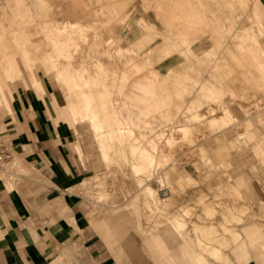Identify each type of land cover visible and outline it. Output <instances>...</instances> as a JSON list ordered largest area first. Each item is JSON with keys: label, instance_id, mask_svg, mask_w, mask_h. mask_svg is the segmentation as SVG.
<instances>
[{"label": "rangeland", "instance_id": "1", "mask_svg": "<svg viewBox=\"0 0 264 264\" xmlns=\"http://www.w3.org/2000/svg\"><path fill=\"white\" fill-rule=\"evenodd\" d=\"M5 66L9 75L0 83V108L7 109L17 84L34 85L37 74L53 72L50 77L64 96L62 110L75 122L83 152L77 150L91 168L74 191L86 199L92 223L119 225L125 229L121 240L153 241L157 258L174 257L176 244L184 243V254L194 264H208L207 257L224 260V250L239 238L236 225L254 208L246 198V182L264 194V14L256 0H0V72ZM143 83L146 93L138 86ZM109 91H115L110 98ZM87 102L96 111L94 122L84 114ZM137 102L148 107L135 111ZM73 108L83 117H75ZM147 108L158 109L157 114ZM140 120H151L152 127ZM135 150L152 156L138 172L130 167L141 159Z\"/></svg>", "mask_w": 264, "mask_h": 264}, {"label": "crops", "instance_id": "2", "mask_svg": "<svg viewBox=\"0 0 264 264\" xmlns=\"http://www.w3.org/2000/svg\"><path fill=\"white\" fill-rule=\"evenodd\" d=\"M256 4L264 14V0ZM51 74H37L34 85L17 84L9 108H0V143L17 170L0 173V264H168L169 258L194 264L184 243L176 244L174 257L157 258L153 241L121 240L119 225L92 223L86 199L74 191L91 168L77 150L83 152L75 122L63 112L64 96ZM246 184L250 217L236 225L239 238L224 260L207 257L208 264H264V194Z\"/></svg>", "mask_w": 264, "mask_h": 264}, {"label": "bare ground", "instance_id": "3", "mask_svg": "<svg viewBox=\"0 0 264 264\" xmlns=\"http://www.w3.org/2000/svg\"><path fill=\"white\" fill-rule=\"evenodd\" d=\"M137 23H138V22H137ZM127 49H128V48H127ZM82 50H83V49H82ZM82 56H83V55H82ZM69 61H70V60H69ZM8 63H9V62H8ZM8 63H7V64H8ZM10 63H11V62H10ZM10 63H9L8 65H11ZM8 65H7V66H8ZM7 66L4 67V71L0 72V81H1L0 83H2L3 81H5V79H6L5 76H8V75H9L7 72H5L7 69H9V68H7ZM6 68H7V69H6ZM55 72H56V71H55ZM71 72H72V71H71ZM108 74H109V73H108ZM55 75H56V74H55ZM250 77H251V76H250ZM250 77H249V78H250ZM71 78H72V77H71ZM97 78H98V77H97ZM102 78H103V77H102ZM104 78H105V77H104ZM104 78H103V79H104ZM107 78H109V77H107ZM107 78H105V79H107ZM111 78H112V77H111ZM120 78H121V77H120ZM135 78H136V77H135ZM135 78H134V79H135ZM139 78H140V77H139ZM143 78H144V77H143ZM147 78H148V77H147ZM147 78H146L145 80H148ZM152 78H153V77H152ZM156 78H157V77H156ZM161 78H162V77H161ZM163 78H164V77H163ZM163 78H162V81H163ZM175 78H176V77H175ZM183 78H184V77H183ZM187 78H189V77H187ZM187 78H186V79H187ZM196 78H197V77H196ZM244 78H245V77H244ZM246 78H247V77H246ZM98 79H99V78H98ZM103 79H102V80H103ZM109 79H110V78H109ZM114 79H115V78H114ZM117 79H119V78H117ZM131 79H132V77H131ZM141 79H142V77H141ZM150 79H151V77H150ZM153 79H155V78H153ZM176 79H177V78H176ZM184 79H185V78H184ZM186 79H185V80H186ZM64 80H65V79H64ZM67 80H68V79H67ZM85 80H86V79H85ZM95 80H96V79H95ZM121 80H122V79H121ZM123 80H124V79H123ZM136 80H137V79H136ZM151 80H152V79H151ZM158 80H160V79H158ZM177 80H179V79H177ZM196 80H197V79H196ZM196 80H195V81H196ZM201 80H202V79H201ZM33 81H34V80H33ZM93 81H94V78H93ZM106 81H107V80H106ZM114 81H115V80H114ZM124 81H125V80H124ZM134 81H135V80H134ZM141 81H142V80H141ZM152 81H153V80H152ZM172 81H173V80H172ZM174 81L176 82V80H174ZM206 81H207V80H206ZM215 81H217V80H215ZM246 81H247V80H246ZM248 81H249V80H248ZM22 82H23V80H22ZM65 82H66V81H65ZM72 82H73V81H72ZM85 82H86V81H85ZM102 82H103V81H102ZM107 82H108V81H107ZM118 82H120V81L118 80ZM125 82H126V81H125ZM129 82H130V81H129ZM165 82H166V81H165ZM168 82H170V80H169ZM201 82H202V81H201ZM3 83H4V82H3ZM87 83H88V82H87ZM87 83H86V84H87ZM94 83H95V82H94ZM103 83H105L104 85H107L106 82H103ZM111 83H113V82H111ZM111 83H110V84H111ZM122 83H124V82L122 81ZM154 83L156 84V81H155ZM159 83H160V82H159ZM171 83H172V82H171ZM176 83H177V82H176ZM178 83H179V82H178ZM178 83H177V84H178ZM192 83H193V81H192ZM194 83L196 84L197 82H194ZM206 83H207V82H206ZM254 83H255V82H254ZM81 84H82V83H81ZM81 84H79V85L81 86ZM86 84H85L84 86H86ZM113 84H114V83H113ZM116 84H117V83H116ZM120 84H121V83H120ZM124 84H125V83H124ZM128 84H129V83H128ZM130 84L132 85V83H130ZM134 84H135V83H134ZM147 84H148V83H147ZM147 84H146V85H147ZM151 84H153V82H152ZM160 84H161V83H160ZM160 84H159V85H160ZM177 84H175V87H176ZM183 84H184V83H183ZM187 84H188V83H187ZM198 84H199V83H198ZM200 84H201V83H200ZM219 84H220V83H219ZM5 85H6V84H5ZM5 85H3V86H5ZM77 85H78V84H77ZM82 85H83V84H82ZM99 85H101V84H99ZM117 85H118V84H117ZM122 85H123V84H122ZM153 85H154V84H153ZM157 85H158V84H157ZM164 85H165V83H164ZM179 85H180V87H181L182 82H181V84L179 83ZM191 85H192V84H191ZM211 85H212V84H211ZM263 85H264V84H263ZM90 86H91V85H90ZM107 86H108V85H107ZM110 86H111V85H110ZM110 86H108V87H110ZM115 86H116V85H115ZM118 86H119V85H118ZM126 86H127V84H126ZM132 86H134V85H132ZM138 86L142 88V89H141V88H140V89L143 91V93L148 92V89H146L144 83H143V84H138ZM160 86H161V85H160ZM160 86H159V87H160ZM166 86H167V83H166ZM166 86H165V87H166ZM183 86H185V84H184ZM205 86H206V85H205ZM212 86H213V85H212ZM257 86H258V85H257ZM259 86H260V85H259ZM122 87H123V86H122ZM139 87H135V89H133L134 92H136V91H137L136 89L139 88ZM150 87H151V86H150ZM165 87H164V88H165ZM171 87H172V86H171ZM180 87H179L178 89H180ZM190 87H191V86H190ZM199 87H200V85H199ZM3 88H4V87H3ZM86 88H87V87H86ZM112 88H113V87H112ZM112 88H111V90H112ZM116 88H117V87H116ZM119 88H120V86H119ZM130 88H131V86H130ZM133 88H134V87H133ZM151 88L154 90V88H156V87L154 86V87H151ZM164 88H163V89H164ZM203 88H204V86H203ZM0 89H1V88H0ZM100 89H103V88H100ZM128 89H129V86H128ZM156 89H157V88H156ZM159 89H160V88H159ZM163 89H161V91H162ZM167 89H168V88H167ZM176 89H177V88H176ZM178 89H177V91L179 92ZM207 89H209V88H207ZM259 89H260V87H259ZM77 90H78V89H77ZM77 90H76V91H77ZM114 90H115V88H114ZM126 90H127V88H126ZM126 90L124 89V91H126ZM129 90H130V89H129ZM146 90H147V91H146ZM157 90H158V89H157ZM164 90H165V89H164ZM184 90H185V89H184ZM187 90H188V88H187ZM231 90H232V89H231ZM105 91H106V90H105ZM107 91H108V90H107ZM107 91H106V92H107ZM124 91H122V92L124 93ZM150 91H151V89H150ZM181 91H182V90H181ZM181 91H180V92H181ZM189 91H192V90H189ZM203 91H205V90H203ZM224 91H225V90H224ZM232 91H233V90H232ZM73 92H74V91H73ZM83 92H84V90H83ZM83 92H82V94H83ZM106 92H105V94H106L105 96L107 97L108 93H106ZM114 92H115V91H114ZM114 92H113V93L111 92V94H114ZM132 92H133V91H131V94H129V95H131V97H130L129 95H126V94H124V95H125V96H129V98H133V97H132V94H133L134 92H133V93H132ZM159 92H160V91H159ZM166 92H168V91H166ZM182 92H184V91H182ZM0 93H1V92H0ZM100 93H101V92H100ZM117 93H118V92H116V94H117ZM123 93H122V94H123ZM125 93H127V92H125ZM129 93H130V92H129ZM140 93H141V91H140V92H139V91L137 92V94H139V95H140ZM152 93H154V92L152 91ZM156 93H157V92H156ZM160 93H161V92H160ZM172 93H173V92H172ZM174 93L177 94V92H174ZM185 93H186V90H185ZM208 93H209V91H208ZM221 93H222V92H221ZM261 93H262V92H261ZM1 94H2V93H1ZM79 94H80V91H79ZM82 94H81V95H82ZM94 94H95V93H94ZM103 94H104V93H103ZM111 94H110V91H109V95H110V96H109L108 98L111 97ZM157 94H158V93H157ZM175 94H174V95H175ZM187 94L189 95V92L186 93V95H187ZM194 94H196V93H194ZM194 94H193V95H194ZM199 94H200V93H199ZM210 94H211V93H210ZM3 95H4V94H3ZM83 95H84V94H83ZM85 95H86V94H85ZM118 95H120V94L118 93ZM135 95H136V94H135ZM141 95H142V94H141ZM146 95H147V94H146ZM151 95H152V94H151ZM158 95H159V94H158ZM164 95H166V94H164ZM220 95H221V94H220ZM260 95H263V94H260ZM260 95H259V96H260ZM88 96H89V95H88ZM100 96H101V95H100ZM100 96H99V97H100ZM114 96H115V95H114ZM114 96H113L114 101H115V100L117 101V98H118V97L115 98ZM133 96H134V94H133ZM149 96H150V94H149ZM153 96H154V94H153ZM153 96H152V97H153ZM156 96H157V95H156ZM156 96H155V97H156ZM172 96H173V95H172ZM206 96H207V95H206ZM212 96H213V95H212ZM212 96H211V97H212ZM252 96H253V95H252ZM81 97H82L81 99H83L84 96H81ZM90 97H91V96H89V98H90ZM102 97H103V96H102ZM102 97H101V98H98V99H100V100H99L100 102L102 101ZM119 97H120V96H119ZM137 97H138V96H137ZM141 97H142V96H141ZM141 97H140V98H141ZM167 97H168V96H167ZM167 97H166V96L164 97L165 100H166ZM170 97H171V96H170ZM177 97H178V95H177ZM177 97H175V98H177ZM181 97H182V95H181ZM193 97H194V96H193ZM193 97H192L191 99H193ZM207 97H208V96H207ZM207 97H206V98H207ZM214 97H215V94H214ZM85 98H86V97H85ZM85 98H84V99H85ZM87 98H88V97H87ZM104 98H105V97H104ZM108 98H107V99H108ZM134 98H135V96H134ZM134 98H133V99H134ZM145 98H146V97H145ZM158 98H159V97H158ZM168 98H169V97H168ZM173 98H174V96H173ZM179 98H180V97H179ZM189 98H190V97H189ZM215 98H216V97H215ZM218 98H219V97H217V99H218ZM1 99H2V98H1ZM111 99H112V98H111ZM138 99H139V98H138ZM142 99H143V98H142ZM146 99L149 100L148 98H146ZM155 99H156V98H155ZM191 99H189L190 102H191ZM202 99H203V98H202ZM89 100H90V99H89ZM92 100H93V98H92ZM108 100H109V99H108ZM120 100H121V99H120ZM120 100H119V101H120ZM143 100H145V99H143ZM197 100H198V99H197ZM85 101H87V100L85 99ZM116 101H115V102H116ZM122 101H123V100H122ZM157 101H158V100H157ZM184 101H185V100H184ZM195 101H196V100H195ZM204 101H205V100H202L201 102L204 103ZM209 101H211V100H209ZM220 101H221V100H220ZM108 102H109V101H108ZM110 102H111V101H110ZM110 102H109V103H110ZM115 102H113V104H114ZM124 102H125V100H124ZM124 102H123V103H124ZM126 102H127V99H126ZM126 102H125V103H126ZM129 102L132 103V102H131V99H130ZM133 102H134V101H133ZM141 102H142V101H141ZM152 102H153V100H152ZM152 102H151V103H152ZM155 102H156V101H155ZM167 102H168V104H170L171 99H170V101L168 100ZM181 102H182V101H180V103H181ZM198 102H199V101H198ZM201 102H200V103H201ZM211 102H212V101H211ZM214 102H215V100H214ZM221 102L224 103L223 101H221ZM91 103H92V102H91ZM91 103L89 104V103L87 102V103L85 104V107H84L85 110L83 109V111H84V114H85V113H86L87 115L89 114L88 116H87V115H86V116L88 117V119L91 117V120L93 121V118H95L96 115H94V112H93V111H95V110L92 111V108L89 107V106L91 105ZM105 103H106V102H105ZM118 103H119V102H118ZM137 103H138L140 109L137 108L138 106H137V107H134V106H136V104L134 103V106H132V107L135 108V111H136V109H137V110H141V108H142V107H140V105H141V104H139L140 102H137ZM142 103H146V102L143 101ZM151 103H149V104H151ZM159 103H160V102H159ZM173 103H174V102H173ZM182 103H183V102H182ZM182 103H181V104H182ZM191 103L193 104V103H194V100H193ZM206 103H208V102L206 101ZM206 103H204V104H206ZM88 104H89V106H88ZM100 104H103V103H100ZM119 104H121V101H120ZM119 104L116 103V105H118V106H119ZM153 104H154V103H153ZM160 104H162V103H160ZM160 104H158V105H160ZM165 104H166V103L164 102V105H165ZM168 104H167V105H168ZM181 104H180V105H181ZM215 104H216V103H215ZM217 104H218V103H217ZM217 104H216V105H217ZM219 104H220V102H219ZM105 105H108V104H105ZM127 105H128V104L126 103V106H127ZM129 105H130V104H129ZM129 105H128V106H129ZM143 105H144V104H143ZM145 105H146V104H145ZM188 105H190V104H188ZM196 105H197V107H198V104H196ZM92 106H93V105H92ZM92 106H91V107H92ZM111 106H112V105H111ZM111 106H110V107H111ZM118 106L115 107V110H113V111H116V109L118 110ZM124 106H125V104H124ZM126 106H125V107H126ZM141 106H142V105H141ZM174 106H175V105H174ZM176 106H177V105H176ZM220 106H221V105H220ZM100 107H101V106H100ZM103 107H104V106H103ZM113 107H114V106H113ZM113 107H112V108H113ZM122 107H123V104H122ZM122 107H120V108L122 109ZM146 107H148V106H145V107H143L142 109H146ZM151 107L154 108V106H151ZM151 107H149V108H151ZM158 107H159V106H158ZM158 107H157V108H158ZM161 107H163V106H161ZM169 107H170V106H169ZM180 107H181V106H180ZM180 107L178 106L179 109H180ZM185 107H186V106H185ZM188 107H189V106H188ZM188 107H187V108H188ZM194 107H195V106H194ZM68 108H69V107H68ZM120 108H119V109H120ZM153 108H152V109H153ZM155 108H156V106H155ZM167 108H168V107H167ZM167 108H166V110L169 111ZM102 109H103V108H102ZM113 109H114V108H113ZM132 109H133V108H132ZM152 109H150L151 112L153 111ZM159 109H160V108H159ZM163 109H164V108H163ZM184 109H185V108H184ZM189 109H190V107H189ZM194 109H195V108H194ZM208 109L210 110L211 108H208ZM212 109H213V108H212ZM223 109H224V108H223ZM255 109H256V108H255ZM72 110L75 112V115H74V116L77 117L78 115H76V114H77V110H76V108H73ZM147 110L149 111L148 108H147ZM147 110H146V111H147ZM156 110L158 111V109H155V110L153 111V113H152L153 115H156V114H157V113H155ZM213 110H214V109H213ZM83 111H82V113H83ZM108 111H109V110H108ZM110 111H111V110H110ZM127 111H128V110H127ZM146 111H145V112H146ZM150 111H149V112H150ZM160 111H161V110H160ZM170 111H172V110H170ZM183 111H184V110H183ZM185 111H186V110H185ZM191 111H192V110H191ZM95 112H96V111H95ZM104 112H105V110H104ZM141 112H142V111H141ZM143 112H144V111H143ZM172 112H173V111H172ZM175 112H176V111H175ZM192 112L195 113L196 111H192ZM197 112H198V110H197ZM207 112H208V111H207ZM209 112H210V111H209ZM225 112H226V111H225ZM164 113H165V112H164ZM166 113H168V112H166ZM177 113H178V112H177ZM190 113H191V112H190ZM227 113H228V111H227ZM78 114H79V113H78ZM80 114H81V113H80ZM80 114H79V116L82 115V114H81V115H80ZM95 114H96V113H95ZM114 114H115V113H114ZM116 114H118V113H116ZM127 114H128V113H126V115H125V114L123 113L124 116H127ZM131 114H132V113H131ZM135 114H137V113H135ZM149 114H151V113H149ZM180 114H182L181 111H180ZM195 114H197V113H195ZM201 114H202V113H201ZM201 114H199V115L201 116ZM118 115H119V114H118ZM118 115H117V119H116V120H118V117L120 116V115H119V116H118ZM123 115H122L121 118L124 117ZM129 115H130V112H129ZM138 115H139V114H138ZM140 115L142 116L143 114H140ZM145 115L147 116L148 113L145 114ZM159 115H160V114H159ZM164 115H165V114H164ZM192 115H193V113H192ZM79 116H78L77 118H79ZM89 116H90V117H89ZM97 116H98V115H97ZM102 116H103V115H102ZM109 116H110V115H109ZM131 116H134V115H131ZM135 116H136V115H135ZM135 116H134V117H135ZM160 116H161V115H160ZM168 116H169V115H168ZM196 116H197V115H196ZM200 116H199V117H200ZM202 116H203V114H202ZM202 116H201V117H202ZM212 116H214V115H212ZM72 117H73V116H72ZM82 117H83V115H82ZM82 117H80V118H82ZM87 117H86V118H87ZM127 117L130 118V116H127ZM127 117H126V118H127ZM136 117H137V116H136ZM138 117H139V116H138ZM143 117H144V115H143ZM143 117H142V118H143ZM148 117H149V116L145 117V119L148 118ZM153 117H154V118L152 119V123H154V124H152V125L155 126V121H154L155 116H153ZM162 117H163V116H161V118H162ZM169 117H170V116H169ZM171 117H172V116H171ZM173 117H174V116H173ZM221 117H223V116H219V118H221ZM227 117H228V116H227ZM77 118H76V119H77ZM80 118H79V119H80ZM96 118H97V117H96ZM115 118H116V117H115ZM115 118H114V119H115ZM121 118H120V120H122ZM139 118H140V117H139ZM157 118H158V117H157ZM165 118H167L166 115H165ZM185 118H186V117H185ZM192 118H193V117H192ZM194 118H195V116H194ZM213 118H214V117H213ZM219 118L215 117L214 119H219ZM72 119H73V118H72ZM106 119H107V118H106ZM114 119H113V120H114ZM150 119H151V115H150ZM163 119H164V118H162V121H163ZM172 119H173V118H171V120H172ZM174 119H175V117H174ZM214 119H213V121H215ZM73 120H74V119H73ZM89 120H90V119H89ZM111 120H112V119H111ZM123 120H124V119H123ZM125 120H127V119H125ZM125 120H124V122H125ZM129 120H130V121L133 120V117H132V119H129ZM138 120H139V119H138ZM148 120H149V118H148ZM167 120L169 121V118H168ZM95 121H96V120H95ZM97 121H98V120H97ZM140 121H141V120H140ZM142 121H143V119H142ZM142 121H141V124H143ZM220 121H222V120H220ZM93 122H94V121H93ZM93 122H92V123H93ZM112 122H113V121H112ZM120 122H121V121H120ZM122 122H123V121H122ZM127 122H129V121H126L125 123L127 124ZM134 122H135V121H134ZM158 122H159V120H158ZM158 122H157V123H158ZM166 122H167V121H166ZM215 122H216V121H215ZM113 123H114V122H113ZM146 123H147V120H145V124H146ZM150 123H151V120H150ZM150 123H147V124H149V126H150V125H151ZM160 123H161V122H160ZM213 123H214V122H213ZM216 123H217V122H216ZM218 123H219V122H218ZM224 123H225V122H224ZM110 124H111V123H110ZM116 124H117V122H116ZM116 124H115V125H116ZM123 124H124V123H123ZM131 124H132V123H131ZM137 124L139 125V123H137ZM145 124H143V125H145ZM89 125H90V124H89ZM98 125H99V124H98ZM111 125H112V124H111ZM117 125H118V124H117ZM121 125H122V123H121ZM129 125H130V124H129ZM135 125H136V123L134 124V126H135ZM138 125H136V126H138ZM152 125H151V127H152ZM162 125H163V124H162ZM184 125H185V124H184ZM223 125H224V124H223ZM93 126H94V124H93ZM118 126H119V125H118ZM134 126H132V128H133ZM136 126H135V127H136ZM157 126H158V125H157ZM90 127H91V125H90ZM95 127H97V126H95ZM99 127H100V125H99ZM115 127H116V126H115ZM128 127H129V126H128ZM128 127H126V128H128ZM139 127H141V125H140ZM143 127H144V128H143ZM143 127H142L141 130H144L145 127H146V129L149 128V127H147V125H146V126H143ZM181 127H183V126H181ZM187 127H188V126H187ZM91 128H92V127H91ZM97 128H98V127H97ZM97 128H96V130L100 129L101 127L98 128V129H97ZM116 128H117V127H116ZM119 128H120V127H119ZM132 128L130 127V130H131ZM154 128H155V127H154ZM154 128H152L153 131H154ZM178 128H179V127H178ZM183 128H184V127H183ZM93 129H95V128H93ZM117 129H118V128H117ZM124 129H125V127H124ZM139 129H140V128H139ZM150 129H151V128H150ZM152 129H151V130H152ZM180 129H181V128H180ZM91 130H92V129H91ZM120 130H121V128H120ZM135 130H136V129H135ZM141 130H140V131H141ZM156 130H157V129H156ZM94 131H95V130H94ZM100 131H101V130H100ZM107 131H108V130H107ZM111 131H113V130H111ZM123 131H124V130H123ZM128 131H129V128H128ZM138 131H139V130H138ZM138 131H137V134H138ZM140 131H139V132H140ZM157 131H159V129H158ZM170 131H171V130H170ZM223 131H224V130H223ZM96 132H97V131H96ZM109 132H110V130L108 131L107 135L109 134ZM113 132H114V131H113ZM113 132H112V133H113ZM125 132L128 133L127 131H124V134H125V135H126ZM131 132H133V131L131 130L130 133H131ZM160 132H163V131L160 129ZM130 133H129V134H130ZM94 134H95V133H94ZM97 134H98V133H97ZM113 134H114V133H113ZM120 134H122V133H120ZM141 134H142V131H141ZM144 134H145V131H144ZM100 135H102V133H100ZM130 135H132V134H130ZM138 135H139V134H138ZM223 135H225V133H224ZM102 136H104V135H102ZM140 136H141V135H139V137H140ZM143 136H144V135H143ZM107 137H109V136H107ZM133 137H134V136H133ZM133 137H132V138H133ZM145 137H146V136H145ZM104 138H105V137H104ZM104 138L102 137V139H104ZM109 138H110V137H109ZM126 138H127V137H126ZM134 138H136V137H134ZM143 138H144V137H143ZM143 138H142V141H143ZM107 139H108V138H107ZM137 139H138V138H137ZM139 139H141V137H140ZM95 140H96V139H95ZM99 140H100L101 142L104 141V140L102 141L101 139H98V141H99ZM130 140H131V137H130ZM151 140L153 141L152 138H151ZM151 140H150V141H151ZM96 141H97V140H96ZM98 141H97V142H98ZM128 141H129V140H128ZM146 141H147V140H146ZM101 142H99L98 144H100ZM105 142H106V140H105ZM108 142H109V139H108ZM121 142H122V141H121ZM126 142H127V141H126ZM130 142H131V141H130ZM130 142H129V143H130ZM132 142H134V141H132ZM132 142H131V144L133 145ZM137 142H138V141L135 140V144H136ZM147 142H148V141H147ZM140 143H141V141H140ZM153 143H154V142H153ZM106 144H107V143H106ZM106 144H104V146H105ZM127 144H128V143H127ZM127 144H126V145H127ZM131 144H130V145H131ZM135 144H134V146H135ZM138 144H139V143H138ZM144 144H145V138H144ZM154 144H156V143H154ZM154 144H153V146H154ZM130 145H129V146H130ZM132 145H131V146H132ZM97 146H98V145H97ZM100 146H101V144L99 145V147H100ZM127 146H128V145H127ZM129 146H128V147H129ZM107 147H108V145H107ZM107 147H106V148H107ZM110 147H111V146H110ZM132 147H133V146H132ZM132 147H131V148H132ZM137 147H139V146H136V148H137ZM155 147H156V145H155ZM97 148H98V147H97ZM100 148H101V147H100ZM100 148H99V150H100ZM106 148H105V149H106ZM134 148H135V147H134ZM134 148H133V152H131V151H129V152L134 153ZM140 148H141V146H140ZM142 148H143V147H142ZM102 149L104 150L103 147H102ZM129 149H130V148H129ZM129 149H128V150H129ZM145 149L147 150L146 147H145ZM153 149H154V148H153ZM107 150H108V148H107ZM138 151H139V150H138ZM138 151L135 150V153H136V152L138 153ZM99 152H101V150H100ZM102 152H104V151H102ZM102 152H101V153H102ZM115 152H116V151H115ZM122 152H123V151H122ZM139 152H140V151H139ZM105 154H106V153H105ZM139 154H140V156H141V157H140L141 159H139L140 161L138 162V160H137V161H136V162H137L136 164H134V162H133V166H134V167H133V166H130L131 164L129 165L130 167H132L131 169H133L132 172H134V169H135L136 172L140 171L141 169L143 170V169L145 168L144 165H145L146 163H147V165H148V162L150 163L151 160H152V156H151V154L147 153L145 150H141V152H140ZM159 154H160V153H159ZM122 155H123V154H122ZM128 155H129V153H128ZM131 155H132V154H131ZM131 155H130V156H131ZM102 156H103V155H102ZM132 156H133V155H132ZM136 156L138 157V154H137ZM103 157H104V156H103ZM122 157H123V156H122ZM106 158H107V156H106ZM123 158H124V157H123ZM157 158H158V156H157ZM104 159H105V157H104ZM135 159H138V158H135ZM135 159H131V161H132V160H135ZM153 159H154V158H153ZM125 160H126V159H125ZM120 161H121V160H120ZM129 163H130V161H129ZM155 163H156V162H155ZM147 165H145V166H147ZM125 166H126V165H125ZM151 167H152V166H151ZM149 168H150V167H149ZM149 170H150V169H149ZM130 171H131V170H130ZM141 173H142V172H141ZM148 173H149V172H148ZM143 174H144V173H143ZM125 175H126V174H125ZM186 175H187V174H186ZM186 175H185V176H186ZM159 176H160V175H159ZM144 177H145V176H144ZM133 178H134V177H133ZM135 178H136V177H135ZM137 178H138V177H137ZM138 179H139V178H138ZM136 180H137V179H136ZM142 182H143V181H142ZM136 185H138V184H136ZM138 186H139V185H138ZM142 190H143V189H142ZM144 190H145V191L147 190V191L150 192V191H151V188H147V186H146V189H144ZM184 211H185V210H184ZM169 224H170V223H169ZM174 225H175V224H174ZM172 226H173V225H172ZM168 230H169V229H168ZM263 245H264V244H263ZM263 247H264V246H263ZM188 253H189V252H188ZM190 253H191V252H190ZM214 253H215V252H214ZM192 254H193V253H192ZM191 256L193 257V255H191ZM193 258H194V257H193ZM195 260H197V259L195 258ZM198 260H199V259H198ZM196 263H198V261H196ZM198 264H199V263H198Z\"/></svg>", "mask_w": 264, "mask_h": 264}, {"label": "built area", "instance_id": "4", "mask_svg": "<svg viewBox=\"0 0 264 264\" xmlns=\"http://www.w3.org/2000/svg\"><path fill=\"white\" fill-rule=\"evenodd\" d=\"M13 161L11 151L0 143V173L11 167Z\"/></svg>", "mask_w": 264, "mask_h": 264}]
</instances>
